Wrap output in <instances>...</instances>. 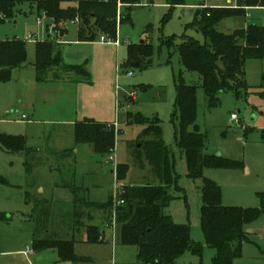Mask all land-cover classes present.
Returning a JSON list of instances; mask_svg holds the SVG:
<instances>
[{
    "label": "rangeland",
    "instance_id": "374dc122",
    "mask_svg": "<svg viewBox=\"0 0 264 264\" xmlns=\"http://www.w3.org/2000/svg\"><path fill=\"white\" fill-rule=\"evenodd\" d=\"M171 3L172 0H138L129 19L118 22L119 46L100 32H95L92 40L81 42L80 23H56L44 11L37 13L35 4L17 6L14 17L0 23V41L23 42L26 51L25 65L11 70L8 79L0 81V135L22 137L27 148L25 156L0 149V176L7 182L0 184V214L6 218L0 220V264L24 260L22 253L33 251L35 231L43 226L39 223L48 222L50 236L70 239V232H85L90 220L96 226L107 220L104 212L88 204L108 203L115 186L121 193L125 186L158 184L144 155L141 160L133 155L140 145L137 141L153 140L154 136H141L146 126L130 121L129 116L155 122L161 129L162 142L173 151L170 160L176 184L167 190L171 200L163 213L174 224L187 225L191 241L202 248L201 256L187 252L177 264H212L215 251L206 245L201 228L202 179L188 176L186 157L175 146L179 76L186 85L197 87L195 125L205 140L203 154L215 158V165L204 166L202 177L219 186L224 207L261 208L264 60L246 61L243 87L237 92L220 93L218 103L208 107L199 76L186 71L174 47L163 41L174 38L179 44V38L185 35L204 44L203 37L189 28L201 3L207 8H234L235 0H184L183 6ZM120 6L117 18L122 12ZM37 18L43 23L38 24ZM263 19V11L252 9L246 17L223 20L216 30L231 34L252 21L261 24ZM64 28L61 57L66 64L81 67L85 75L55 68L45 82L37 83L33 67L36 44L47 38L54 41L56 33ZM28 35L33 39L25 40ZM101 37L108 43H101ZM129 45L152 51L145 60L151 61L148 68L128 64ZM53 72L61 74L52 78ZM131 93L135 94L134 100L129 97ZM231 115L237 120H231ZM23 116L27 120L21 121ZM71 121L104 126L116 123L119 134L112 152L99 153L91 144L77 143ZM110 157L116 158V164L126 166L124 178L117 179L116 169L107 163ZM25 192L31 194L28 203ZM34 201H40L41 206L35 208ZM47 210L49 215L45 217ZM246 231L251 242L243 243L234 264H264V216ZM37 233L40 239L46 236L43 230ZM118 235V227L114 236L105 230L108 244L78 245L74 254L90 259L84 264H141L138 249L121 245ZM28 259L31 262L33 255Z\"/></svg>",
    "mask_w": 264,
    "mask_h": 264
},
{
    "label": "trees",
    "instance_id": "16d2710c",
    "mask_svg": "<svg viewBox=\"0 0 264 264\" xmlns=\"http://www.w3.org/2000/svg\"><path fill=\"white\" fill-rule=\"evenodd\" d=\"M64 3L71 5L63 7ZM22 4H35L37 13L44 11L56 23L65 24L78 19L81 24L78 39L87 42L92 40L95 32L103 33L107 35L108 40L116 41L118 22L129 19L132 9L138 5V0H0V23L12 19L17 6ZM120 4L119 9L122 8V12L117 18V7ZM171 4L183 6L185 3L184 0H172ZM252 9L263 10L264 0H235L234 8L202 6L197 10L189 28L203 37L204 44L185 35L179 38V44H175L174 38L163 41L168 47H174L186 71L199 76L200 86L210 108L218 103L220 93L228 90L237 92L243 87L246 61L264 60V20L261 24L252 21L245 28L237 29L231 34L216 30L223 20L246 17ZM65 33L66 28L56 33L55 38L59 41ZM152 54L147 47L129 45L127 62L131 66L138 64V68L146 69L151 65V61L145 60ZM35 55L33 67L37 83L45 82L47 74L55 68L67 73H84L81 67L64 64L59 43L55 40L47 38L37 42ZM25 62L26 51L23 42L0 41V81H6L9 72L23 67ZM196 89L195 86L186 85L179 76L175 100V113L178 114L175 146L186 157L188 176L192 180L202 179L201 228L206 245L215 251L212 264H234V260L241 254L243 243L251 242L247 227L264 216V195L261 196L260 209L224 207L221 204L219 186L202 177L204 166L215 165V158L203 154L205 140L195 125ZM129 118L130 121L146 126L141 136H154L153 140L137 141L136 144L140 145L135 148L133 155L140 160L144 155L158 184L124 187L119 195L124 205L116 210L118 242L121 245L135 246L138 249V262L141 264H177L187 252L201 256L202 248L191 241L189 227L174 224L171 218L163 213V209L171 200L167 190L176 184L173 162L170 160L173 151L162 142L161 129L155 122L141 117ZM74 128L77 143L91 144L99 153L112 152L115 134L107 126L85 122L76 124ZM0 149L12 154H27L26 142L22 137L0 135ZM125 170L126 166L118 165L117 179L124 178ZM29 171L30 167L27 166V172ZM0 184L7 185L1 176ZM30 197L26 192L27 202ZM89 205L110 218L111 200L105 204ZM40 206V201H34L35 208ZM48 215L49 210L45 212V217ZM5 219L0 214V220ZM39 224L43 225L39 230L45 232L46 225ZM39 230L35 231L34 250L56 249L61 261L74 264L87 261L86 258L74 254V239H62L53 235L40 239L37 233ZM85 233L86 242L89 244L102 241V233L96 225L88 224Z\"/></svg>",
    "mask_w": 264,
    "mask_h": 264
},
{
    "label": "crops",
    "instance_id": "0c3cea01",
    "mask_svg": "<svg viewBox=\"0 0 264 264\" xmlns=\"http://www.w3.org/2000/svg\"><path fill=\"white\" fill-rule=\"evenodd\" d=\"M202 5L201 6H199V8L200 7H206V5H205V3H201ZM208 8H212L211 6L210 7H208ZM258 10H260V11H263L264 12V9L263 10H261V9H258ZM264 20V19H263ZM245 28V27H244ZM54 40L55 41H57L58 43H59V46L60 45H62V44H64L65 43V41H63V40H61V39H59V41L54 37ZM117 40V39H116ZM101 42V41H100ZM102 43V42H101ZM116 46V45H115ZM63 62H64V60H63ZM64 64L65 65H68V64H66L65 62H64ZM69 66H71V65H69ZM55 73V74H54ZM66 73V72H65ZM69 74H71L70 72H68ZM50 74H53L54 76H52V78L53 77H57V75H60L61 73H59V72H53V73H50ZM83 75H85V73H83ZM46 82H54L53 81V79L52 80H50V79H47L46 80ZM69 82H73V80H70ZM24 120H27L26 119V117L25 116H23L22 117V119H21V121H24ZM71 124L72 125H74V127H75V125H76V123L74 122V121H71ZM21 155V154H20ZM24 154H22V156H23ZM25 156V155H24ZM107 163H108V160H107ZM109 164V163H108ZM117 167H118V164H117V166H116V171H117ZM112 174L114 173V172H111ZM117 189V190H119V188L120 187H114V189ZM26 193V192H25ZM113 193H114V191H113ZM29 195L31 196V194L29 193ZM112 198H113V194H112V196H111V198H110V200H111V203H112ZM25 200H26V198H25ZM28 203V202H27ZM27 205V204H26ZM88 206H89V204H88ZM27 214H23V216L25 217ZM25 218H27V217H25ZM108 219H109V217L107 216V220L106 221H103L102 223H101V225L100 226H98L99 227V229H100V231H101V233H102V241L100 242V243H98V244H90V245H104V244H108L109 243V241L108 240H106V237H105V230H108L109 231V233H110V235L112 236V232H111V230L110 229H108L107 227H106V225H107V223H108ZM90 225H94V222H93V220H90V223H89ZM50 229V228H49ZM49 229L47 230V231H45V235L46 236H50V232H49ZM77 238H76V237ZM45 237V236H44ZM70 239H74L75 240V244H74V248L76 247V246H78V245H84V244H88L89 245V243H87L86 242V233L85 232H75V233H72L71 234V232H70ZM113 239H114V237H113ZM33 247V246H32ZM31 255H33V260L30 262L29 261V259H28V256H31ZM76 256H78V257H82V256H79V255H77V254H75ZM22 256L24 257V260L23 259H19V260H10V262H9V264H74V263H72V262H70V261H61L60 260V258H59V255H58V251L56 250V249H48V250H43V251H36V250H34L33 249V251H30V250H28L27 249V251L25 252H23L22 253ZM83 258H86V257H83ZM86 260L87 261H84V262H79V263H76V264H84V263H88V262H90V259L89 258H86Z\"/></svg>",
    "mask_w": 264,
    "mask_h": 264
},
{
    "label": "built area",
    "instance_id": "2783aa9c",
    "mask_svg": "<svg viewBox=\"0 0 264 264\" xmlns=\"http://www.w3.org/2000/svg\"><path fill=\"white\" fill-rule=\"evenodd\" d=\"M119 6H120V5H119ZM42 19L44 20L45 17H43ZM37 23H38V24H41V23H43V22H42L41 19L37 18ZM72 23H73V24H78V19H75L74 21H72ZM263 26H264V21H263ZM44 28H45V27H44ZM32 39H33V38H32L31 36H29V35L25 37V40H32ZM100 41H101L102 43H108V41H107L104 37H101V38H100ZM114 44H115L116 46H119L117 40L114 41ZM128 75H131V73H128ZM129 97H130L131 99L134 100V99H135V94H134V93H131V94H129ZM230 119L233 120V121H236V120H237V118H236L235 115H231ZM107 127H108L109 130H113V131H114V133H115V137L119 134V133L117 132V131H118V130H117L118 125H117L116 123H115L114 125H109V126H107ZM108 163L111 164V165H113L114 168H116V166H117V164H116V158H115V157H110V158L108 159ZM120 192H121V191H120ZM122 192H123V191H122ZM122 192H121V193H122ZM121 193H119L118 190H117L116 188L114 189L113 198H112L111 214H110L109 221H108V223H107V225H106V227H107L108 229H110L111 232L113 233V236H114V234H115V232H116V228L118 227L117 224H116V210H118L122 205H124V201H123L122 199L119 198V195H120Z\"/></svg>",
    "mask_w": 264,
    "mask_h": 264
},
{
    "label": "water",
    "instance_id": "95a60500",
    "mask_svg": "<svg viewBox=\"0 0 264 264\" xmlns=\"http://www.w3.org/2000/svg\"><path fill=\"white\" fill-rule=\"evenodd\" d=\"M132 67H136L137 68L138 67V64H134Z\"/></svg>",
    "mask_w": 264,
    "mask_h": 264
}]
</instances>
